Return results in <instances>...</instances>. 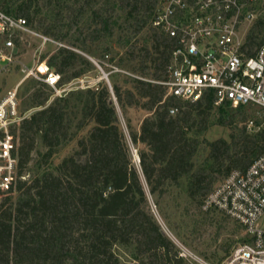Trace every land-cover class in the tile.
<instances>
[{"label":"trees","instance_id":"16d2710c","mask_svg":"<svg viewBox=\"0 0 264 264\" xmlns=\"http://www.w3.org/2000/svg\"><path fill=\"white\" fill-rule=\"evenodd\" d=\"M49 2L61 3L53 21L41 13L40 0H0L4 11L55 38L63 30L59 22L72 18L76 8L89 15L75 39L46 56L59 74L56 85L33 78L25 109H36L12 126L18 178L0 199V264H123L119 244L132 247L127 264H189L150 209L112 97L121 108L150 112L131 137L142 144L140 164L151 193L164 194L184 182L187 197L201 209L217 182L264 156L257 107L216 104L212 90L194 101L167 95L161 81L177 42L153 24L159 0H117L106 9L100 0ZM263 43L264 12L249 27L241 50L254 55ZM119 49L116 64L126 70L121 79L56 94V87L96 69L92 56L116 55ZM212 124L228 126L230 138H201ZM72 139L73 151L56 162L58 147ZM29 167L34 173L22 178Z\"/></svg>","mask_w":264,"mask_h":264},{"label":"built area","instance_id":"2783aa9c","mask_svg":"<svg viewBox=\"0 0 264 264\" xmlns=\"http://www.w3.org/2000/svg\"><path fill=\"white\" fill-rule=\"evenodd\" d=\"M257 7L258 0H159L153 24L177 42L168 77L161 81L168 87L167 95L194 101L212 90L216 104L257 107L258 128H264V43L254 55L241 50L244 25L256 18ZM22 32H31L27 20L0 8V34L6 37L0 58L13 60L12 37ZM41 65L45 81L55 86L59 74L46 63ZM19 84L0 99V194L9 191L18 178L11 129L26 117L20 111ZM176 111L171 109L173 114ZM253 125L250 120L249 128ZM202 209L219 211L244 229L245 239L220 264H264V156L244 171L233 169L205 197ZM179 254L188 260L192 257L185 247Z\"/></svg>","mask_w":264,"mask_h":264},{"label":"rangeland","instance_id":"374dc122","mask_svg":"<svg viewBox=\"0 0 264 264\" xmlns=\"http://www.w3.org/2000/svg\"><path fill=\"white\" fill-rule=\"evenodd\" d=\"M116 1L100 0L98 5L106 9L114 5ZM40 4L42 6L41 13H48L49 18L53 21L55 18L53 11L60 9L61 3L57 5L49 2V0H40ZM263 5L264 0H258L256 18L263 14L264 7L261 8ZM88 18V14L82 15L76 8L72 18L64 17L59 22V27L63 28L62 31H59L60 38L45 34L38 26L31 25L29 26L31 32L13 35L12 38L15 43V48L12 49L13 60L8 62L7 59L0 58V99L20 83L17 89L20 111L22 114L29 116L36 109H25V99L28 95L25 91L29 87L30 81L33 78L45 81L44 74L39 69L41 63H46V56L59 46L66 45L67 40L75 39V33L89 22ZM253 21L244 25L245 34ZM122 23L124 22L121 17L118 19L117 24L121 25ZM45 36L51 38V40H45L43 38ZM15 37H17L16 41ZM5 39L6 37L0 34V47L4 45ZM119 51L116 55L111 52L105 57L92 56L91 59L95 63L96 69L88 72L82 78L73 80L64 88L56 87V94H61L78 84L88 83L95 85L101 79H105L111 86V81L121 79L126 73L125 68L118 67L116 64L122 54V49H119ZM100 63L105 64L107 68L104 69ZM129 73L131 72L129 71ZM105 74L107 75L106 77ZM112 101L116 105L119 121L130 147L133 161L140 171L150 209L161 224L163 232L173 240L177 249L181 251L182 247H185L192 255V257L188 256L189 260L185 258L189 264H192L191 260L195 264H220L231 250L245 239L243 227L230 218L223 219L226 216L219 211L215 210L204 214L197 203L192 202L187 197L184 182L180 185L170 186L164 194L151 193L140 164L139 149L142 144L135 143L131 137V131H139L143 118L150 112L138 106L121 108L115 96L112 97ZM231 131L228 126L212 124L204 131L201 138L214 140L219 137H225L229 139ZM76 143V139L62 143L57 149L54 160L58 162L63 156L72 152ZM40 148L44 149L42 146ZM33 173L32 167H29L27 172H25L26 178H29ZM3 197V194H0V199ZM220 225H222V228H219ZM116 252L119 254L123 264H127L133 257L132 247L130 246L119 244L116 246Z\"/></svg>","mask_w":264,"mask_h":264},{"label":"bare ground","instance_id":"6f19581e","mask_svg":"<svg viewBox=\"0 0 264 264\" xmlns=\"http://www.w3.org/2000/svg\"><path fill=\"white\" fill-rule=\"evenodd\" d=\"M40 70L44 71L45 70V66L41 65V67L39 68Z\"/></svg>","mask_w":264,"mask_h":264},{"label":"water","instance_id":"95a60500","mask_svg":"<svg viewBox=\"0 0 264 264\" xmlns=\"http://www.w3.org/2000/svg\"><path fill=\"white\" fill-rule=\"evenodd\" d=\"M107 75L105 74V77H106Z\"/></svg>","mask_w":264,"mask_h":264}]
</instances>
